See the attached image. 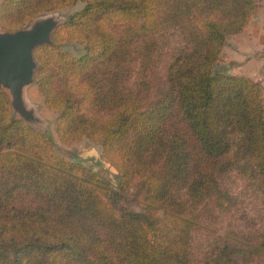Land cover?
<instances>
[{"label":"trees","instance_id":"obj_1","mask_svg":"<svg viewBox=\"0 0 264 264\" xmlns=\"http://www.w3.org/2000/svg\"><path fill=\"white\" fill-rule=\"evenodd\" d=\"M79 2L84 9L57 29L56 45L34 52L36 82L60 142L100 145L119 192L15 119L0 91V264H250L263 256L264 92L215 72L228 38L249 29L261 1L3 0L0 29H27ZM67 42L86 53L64 52ZM130 197L142 212L125 203ZM210 208L220 223L205 225ZM225 224L213 239L210 230Z\"/></svg>","mask_w":264,"mask_h":264},{"label":"rangeland","instance_id":"obj_2","mask_svg":"<svg viewBox=\"0 0 264 264\" xmlns=\"http://www.w3.org/2000/svg\"><path fill=\"white\" fill-rule=\"evenodd\" d=\"M2 1L3 0H0V4ZM260 1L261 8L249 29L242 34L228 38L226 47L215 67V72L228 76L247 77L257 83L264 92V0ZM84 7L85 4L79 2L71 8L46 13L39 17V19L54 17L57 18L62 25L74 14L82 11ZM1 31L4 30L0 29V32ZM59 47L64 52L71 53L76 57H80L86 53V46L79 43L67 42L61 44ZM157 80L158 85H161V81H159L158 77ZM7 97L9 99L8 95ZM26 102L30 109L32 108L35 110L40 122H27L20 115L14 114L12 111V115L15 119L22 120L28 127L34 130L46 133L61 156L71 162H77L85 166L92 173L107 181L115 192H119L120 179L118 173L115 168L103 158L100 145L92 143L87 139L76 142L71 146L63 145L60 142L56 131L57 115L51 112L45 105V101L40 94L37 83L27 88ZM230 184H232V182H230ZM240 186L242 187L243 185ZM235 187H237V184ZM125 203L135 212H142L143 210L140 202L136 198L130 197V199H126ZM254 206L255 211L260 209L257 204ZM208 212L214 214V217L206 215L207 222L205 225H210L213 222L220 223V216L215 210L210 208ZM217 217L218 219H215ZM218 231L220 233L216 232V230H210L213 239L216 236H224L227 231L226 224L222 230ZM250 264H264V255L255 258Z\"/></svg>","mask_w":264,"mask_h":264},{"label":"water","instance_id":"obj_3","mask_svg":"<svg viewBox=\"0 0 264 264\" xmlns=\"http://www.w3.org/2000/svg\"><path fill=\"white\" fill-rule=\"evenodd\" d=\"M60 26L57 18H37L27 29L0 32V91L9 96L13 113L27 122H40L26 102L27 88L37 83L39 66L34 52L40 47L55 46L53 37Z\"/></svg>","mask_w":264,"mask_h":264},{"label":"bare ground","instance_id":"obj_4","mask_svg":"<svg viewBox=\"0 0 264 264\" xmlns=\"http://www.w3.org/2000/svg\"><path fill=\"white\" fill-rule=\"evenodd\" d=\"M31 92V91H30ZM30 96H31V93H30ZM32 97V96H31ZM33 99V98H32Z\"/></svg>","mask_w":264,"mask_h":264}]
</instances>
